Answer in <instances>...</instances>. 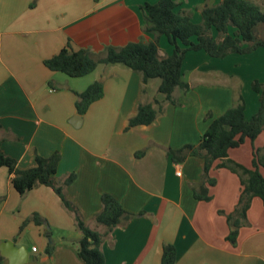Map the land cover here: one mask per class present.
<instances>
[{
    "label": "crops",
    "instance_id": "crops-1",
    "mask_svg": "<svg viewBox=\"0 0 264 264\" xmlns=\"http://www.w3.org/2000/svg\"><path fill=\"white\" fill-rule=\"evenodd\" d=\"M173 1L176 12L200 24V9L221 0ZM243 1L264 6V0ZM157 2L0 0V151L21 170L34 167L35 156L58 152L56 181L62 184L69 174L76 175L65 187V197L97 232H105L94 221L103 194L112 195L133 215L102 241L104 264H160L164 244L175 247V264H264V207L259 199L251 200L236 237H229L227 217L241 192L238 175L225 167L213 169L216 184L209 188L210 199L198 200L193 188L201 181L203 161L191 156L174 163L167 155L168 149L198 145L211 120L239 95L245 120L257 113L260 95L251 84H264V48L224 58L188 52L181 70L186 88L174 90L173 103L163 102L158 79L143 85L139 74L122 65H99L77 79L44 65L68 44L98 56L109 46L152 41L155 36L143 31L141 6ZM158 45L160 59L171 55L164 36ZM96 81L103 85V96L79 115L76 94ZM153 100L163 102L155 121L127 129L138 105ZM254 147L264 150L263 134L230 150L225 161L251 168ZM10 179L0 168V246L11 241L25 248L29 261L24 264H82L76 254L81 234L55 192L39 185L20 196ZM33 214L45 223H28L20 230ZM24 233L44 248L32 247ZM48 243L51 255L45 252ZM0 258V264H9Z\"/></svg>",
    "mask_w": 264,
    "mask_h": 264
},
{
    "label": "trees",
    "instance_id": "trees-1",
    "mask_svg": "<svg viewBox=\"0 0 264 264\" xmlns=\"http://www.w3.org/2000/svg\"><path fill=\"white\" fill-rule=\"evenodd\" d=\"M176 8L177 4L173 0H158L155 4L145 3L141 6L143 31L155 36L152 41L142 40L123 47L109 46L98 56L88 50L72 48L68 44L45 60L44 65L49 71L71 79L85 77L99 65H122L139 74L143 85L149 80L158 79V93L164 97L163 102L173 103L174 90L178 87L186 88L181 81V70L188 52L203 51L210 58H224L230 54H248L264 48V40L257 33V26H264V13L255 3L221 0L214 6L204 5L200 9V24H194L187 14L176 12ZM161 36L173 48L171 55L162 59L158 57V38ZM251 89L260 97L259 109L249 121L244 118V100L239 95L232 107L211 120L198 145L167 150V155L174 163H182L191 156L203 161L201 181L193 188L194 196L198 200L210 199L209 188L216 184V180L210 176L213 169L225 167L238 175L241 192L233 214L227 217L229 237L232 239L236 237L238 229L246 219L251 200L259 199L264 207V150L253 148L251 168L225 161L230 150L241 147L245 141L253 143L258 136H264V84L254 81ZM102 96V83H91L82 93L76 94L77 113L84 115L90 105ZM163 102L153 100L149 104H139L135 115L128 121L127 129L152 124L162 113ZM34 161V167L21 170L14 159L0 151V168L7 170L11 176V185L20 196L39 185L50 187L63 207L73 214L75 227L81 234L76 251L81 263L104 264L100 249L102 241L114 228L126 225L133 215L126 212L112 195L103 194L100 198L101 209L95 214L94 221L104 227L105 232L100 233L89 228L64 194L65 187L74 181L76 175L69 174L62 184L56 181L60 154L55 152L47 158L35 156ZM28 223L40 226L45 222L40 216L33 214L22 223L20 230ZM45 252L51 255V243H48ZM175 262V247L164 244L160 264Z\"/></svg>",
    "mask_w": 264,
    "mask_h": 264
},
{
    "label": "water",
    "instance_id": "water-1",
    "mask_svg": "<svg viewBox=\"0 0 264 264\" xmlns=\"http://www.w3.org/2000/svg\"><path fill=\"white\" fill-rule=\"evenodd\" d=\"M0 255L6 258L9 261V264H24L29 261L26 249L23 247L16 248L11 241L1 244Z\"/></svg>",
    "mask_w": 264,
    "mask_h": 264
},
{
    "label": "rangeland",
    "instance_id": "rangeland-1",
    "mask_svg": "<svg viewBox=\"0 0 264 264\" xmlns=\"http://www.w3.org/2000/svg\"><path fill=\"white\" fill-rule=\"evenodd\" d=\"M260 8H261V10H262V12L264 13V6H259ZM257 33H258V35L264 40V26L263 25H259V26H257ZM165 40V39H164ZM206 81H208L209 80V78L208 77H206V78H204ZM98 226H101V225H98ZM26 230V229H25ZM25 232H27V231H25ZM26 236H25V238H27V240H31L32 242H31V246L32 247H35L36 249H43L44 248V246H43V244H42V242L41 241H37L36 239H34V240H32L31 239V237H30V235L28 234V233H24ZM46 241H50L48 238H46Z\"/></svg>",
    "mask_w": 264,
    "mask_h": 264
},
{
    "label": "built area",
    "instance_id": "built-area-1",
    "mask_svg": "<svg viewBox=\"0 0 264 264\" xmlns=\"http://www.w3.org/2000/svg\"><path fill=\"white\" fill-rule=\"evenodd\" d=\"M177 176H180V173L179 172H177ZM33 251H35V249L33 248Z\"/></svg>",
    "mask_w": 264,
    "mask_h": 264
}]
</instances>
